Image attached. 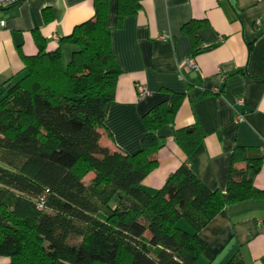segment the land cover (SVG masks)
<instances>
[{"label": "trees", "instance_id": "obj_1", "mask_svg": "<svg viewBox=\"0 0 264 264\" xmlns=\"http://www.w3.org/2000/svg\"><path fill=\"white\" fill-rule=\"evenodd\" d=\"M94 8L54 51L35 30L37 54L22 55L21 74L0 86V255L9 264H194L206 248L205 226L230 204L264 197L254 184L264 155L236 146L226 192L210 189L187 163L147 192L142 182L163 146L159 130L174 123L184 94L171 91L144 114L137 152L102 145L123 70L112 49L111 0H94ZM141 8V0H117L114 26ZM205 24L182 27L193 55ZM174 138L190 156L203 133L185 127ZM227 264H244L242 255Z\"/></svg>", "mask_w": 264, "mask_h": 264}, {"label": "crops", "instance_id": "obj_2", "mask_svg": "<svg viewBox=\"0 0 264 264\" xmlns=\"http://www.w3.org/2000/svg\"><path fill=\"white\" fill-rule=\"evenodd\" d=\"M141 10L115 27L117 0H111L112 49L123 70L109 107L101 144L124 153L142 147L143 116L156 104L184 94L174 123L163 126L159 164L142 182L159 190L183 163L210 189L226 192L236 146L264 155V0H141ZM45 10L51 19L45 18ZM94 0H24L0 8V86L21 74L22 55L37 54V30L48 51L74 27L94 16ZM205 20L200 52L193 55L184 24ZM71 47L63 46L68 60ZM189 58L198 68L187 69ZM150 94L139 99L136 83ZM242 98L243 103L237 101ZM238 113L243 118L237 121ZM197 126L203 138L187 156L174 130ZM93 175L90 174V178ZM264 189V160L254 177ZM206 243L194 264H227L236 254L244 264H264V197L224 208L200 232ZM10 259L0 255V264Z\"/></svg>", "mask_w": 264, "mask_h": 264}, {"label": "built area", "instance_id": "obj_3", "mask_svg": "<svg viewBox=\"0 0 264 264\" xmlns=\"http://www.w3.org/2000/svg\"><path fill=\"white\" fill-rule=\"evenodd\" d=\"M22 1H24V0H0V8H5V7L12 6V5H16ZM186 68L187 69H195V68H198V65L194 61L193 58H189V60L187 61V64H186ZM135 89H136L137 96L139 99H144L150 94L147 86L144 83H140V82L136 83ZM237 101L240 103H243L242 98L237 99ZM242 118H243V113H238L237 121L241 120ZM44 204H45V199L43 197V198H41V201L39 202V208H42L44 206Z\"/></svg>", "mask_w": 264, "mask_h": 264}, {"label": "rangeland", "instance_id": "obj_4", "mask_svg": "<svg viewBox=\"0 0 264 264\" xmlns=\"http://www.w3.org/2000/svg\"><path fill=\"white\" fill-rule=\"evenodd\" d=\"M114 150V149H113ZM90 179V175H88L87 177H86V180H89ZM112 205L113 206H115L116 205V202H112Z\"/></svg>", "mask_w": 264, "mask_h": 264}]
</instances>
